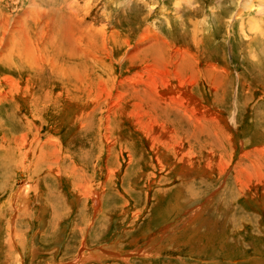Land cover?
I'll return each mask as SVG.
<instances>
[{
	"label": "rangeland",
	"instance_id": "rangeland-1",
	"mask_svg": "<svg viewBox=\"0 0 264 264\" xmlns=\"http://www.w3.org/2000/svg\"><path fill=\"white\" fill-rule=\"evenodd\" d=\"M0 41V264H264V0H0Z\"/></svg>",
	"mask_w": 264,
	"mask_h": 264
},
{
	"label": "bare ground",
	"instance_id": "bare-ground-1",
	"mask_svg": "<svg viewBox=\"0 0 264 264\" xmlns=\"http://www.w3.org/2000/svg\"><path fill=\"white\" fill-rule=\"evenodd\" d=\"M242 10H246L245 9V6H243ZM240 11L239 12V16L240 15H243L244 12L243 11ZM238 15V13H237ZM42 15L40 13L37 14L36 18L37 20L40 19ZM43 17V16H42ZM37 22V21H36ZM40 22V21H39ZM47 23V22H46ZM251 23V22H250ZM257 31V28L255 29ZM24 33V31L20 30L17 34V36H20ZM22 37V36H21ZM16 38L15 40H18L21 38ZM21 41V39H20ZM15 41H13V44H11L10 47H15ZM19 44V43H18ZM21 48L17 47L15 50L20 52L22 55L23 54H26L28 52V50H26V47H25V44L24 43H21L20 44ZM6 46H4L2 44V42L0 41V49L2 50V52L0 53V55H2V53L4 52L3 49L5 48ZM22 48L25 50H22ZM12 49V48H11ZM29 53V52H28ZM8 56V55H7ZM0 61H3V60H0ZM148 61V60H146ZM10 64V63H9ZM177 64V63H176ZM6 65V64H4ZM151 65V66H150ZM146 66L149 68V70H145L143 68V70H145L144 72L142 71L141 74L142 76H145L146 74V81L148 84H150L152 87H154L157 91V99H158V103L161 104V105H164L166 108H169L170 110H173L177 113H180L182 114L180 116L181 119L189 116V110H188V105L191 101V99L193 97H191V94L188 91V86H187V83L188 81H182L180 82V72L177 70V69H171L170 71L169 70H166V67L165 69L163 70L164 72H160V73H156L154 72V69L157 68L158 64L157 62L154 60V58H152L150 60V62H148L146 64ZM146 67V68H147ZM179 67V66H178ZM3 69V68H2ZM180 70V69H179ZM2 71V70H1ZM8 72V71H7ZM169 72H172L174 74V76L177 78L178 80V84L175 85V86H172L171 85V81L167 78ZM9 73V72H8ZM150 73H154L155 75H150ZM8 81L9 79L8 78H4L2 81L3 84H6V85H9L8 84ZM1 85V84H0ZM11 87V86H10ZM12 88V87H11ZM4 87H3V91L1 92L0 94V103L3 102L6 98H8L10 95H11V91H8V92H5L4 91ZM190 90V89H189ZM191 92V91H190ZM190 95V96H189ZM193 100V99H192ZM192 113V111L190 112ZM202 116V115H201ZM179 117V116H178ZM151 119V117H150ZM163 125V124H162ZM161 125V126H162ZM163 129V127H162ZM166 131V129L164 130ZM156 133V132H155ZM1 141H4L5 140V136L1 137L0 139ZM22 140L25 141V136H22ZM16 141L17 139L16 138H9L8 139V142L6 140V142L8 143V145H11V146H14L16 147ZM186 157V156H185ZM16 196L14 197H11V200L9 201V203H12V199L14 200ZM21 200V199H20ZM12 205V204H11ZM14 213H16V208H14Z\"/></svg>",
	"mask_w": 264,
	"mask_h": 264
},
{
	"label": "crops",
	"instance_id": "crops-1",
	"mask_svg": "<svg viewBox=\"0 0 264 264\" xmlns=\"http://www.w3.org/2000/svg\"><path fill=\"white\" fill-rule=\"evenodd\" d=\"M25 235V234H24Z\"/></svg>",
	"mask_w": 264,
	"mask_h": 264
}]
</instances>
